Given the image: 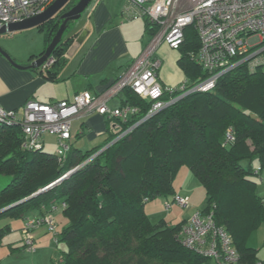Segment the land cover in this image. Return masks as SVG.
Listing matches in <instances>:
<instances>
[{
  "label": "trees",
  "instance_id": "obj_1",
  "mask_svg": "<svg viewBox=\"0 0 264 264\" xmlns=\"http://www.w3.org/2000/svg\"><path fill=\"white\" fill-rule=\"evenodd\" d=\"M77 1L71 0L62 12ZM59 23L56 15L38 27L46 47ZM146 27L154 31L147 23ZM183 35L175 50L177 63L192 87L207 73L192 57L199 48L193 26H186ZM69 41L62 40L53 50L55 62L44 72L46 79L55 80ZM122 94L121 106L135 112L125 122L113 119L118 128L113 126L102 145L83 153L70 146L60 160L42 148L21 149L19 124L0 126V175L10 178L0 190L4 210L0 215L44 216L52 204L64 202L67 224L57 234V243L65 248L57 264H204L206 259L178 243L183 223L171 225L162 219L152 223L144 211L150 200L173 197L174 179L186 168L204 190L203 212L213 210L215 223L228 233L241 262L259 260L258 249L247 242L264 226V197L250 178L264 169V66L251 71L242 63L222 75L213 89L180 97L149 117L154 101L129 88ZM179 95L163 92L159 101ZM228 129L234 141L227 144ZM242 160L248 162L246 167L240 165ZM68 172L55 186L35 195Z\"/></svg>",
  "mask_w": 264,
  "mask_h": 264
},
{
  "label": "built area",
  "instance_id": "obj_2",
  "mask_svg": "<svg viewBox=\"0 0 264 264\" xmlns=\"http://www.w3.org/2000/svg\"><path fill=\"white\" fill-rule=\"evenodd\" d=\"M54 1L0 0V26L7 27L37 16ZM124 13L128 19L143 18L149 28L154 29V35L150 45L107 91L96 98L88 91H82L71 101L50 105L28 101L20 114L0 107V126H21V149H41L43 136L51 134L59 140L58 160L63 159L70 149L67 143L70 140V124L76 116L96 112L107 119L118 118L125 122L135 112L129 106L117 109L107 106V102L124 88L131 89L143 99L147 97L154 101L148 117L176 101H159L163 92L169 95L179 92L180 98L209 90L222 75L242 63H247L251 71L264 66V0H126ZM189 25L196 30L199 39V48L192 57L207 77L192 87L185 83L177 88L163 87L158 80L161 61L153 55L155 48L165 43L170 49L177 50L183 42V30ZM66 56L63 54V57ZM54 62L55 58L51 55L42 64L41 70L46 72ZM224 139L227 144L234 141L231 129L226 131ZM173 203L181 208L189 204L187 197L177 194ZM166 206L168 209L170 204ZM65 207L64 202L55 203L44 216L25 219L21 234L23 246L28 252L36 251L34 231L42 225L54 234L57 243L54 214ZM177 240L185 249L212 264H243L228 233L215 223L212 211L195 212L181 225ZM254 264H264V259Z\"/></svg>",
  "mask_w": 264,
  "mask_h": 264
},
{
  "label": "crops",
  "instance_id": "obj_3",
  "mask_svg": "<svg viewBox=\"0 0 264 264\" xmlns=\"http://www.w3.org/2000/svg\"><path fill=\"white\" fill-rule=\"evenodd\" d=\"M125 5L126 0H92L90 2L81 14L78 20L80 22L72 30L73 33L70 32L63 39V41L70 40L66 49L67 56L64 57V63L55 71L54 81L46 79L44 72L40 69H17L0 54V107L20 114L23 105L28 101L50 105L61 101H71L77 93L82 91H88L95 98L107 91L125 69L150 45L154 35V31L147 29L144 19L126 18ZM82 30L86 32L84 39L72 47L70 36ZM41 35L42 37H39L34 44L24 45L21 53L8 55L19 66L27 67L41 56L46 48L44 34L41 33ZM153 55L161 61L158 80L163 87L176 88L183 83L188 85L187 78L178 66V53L175 50L168 48L165 43H160ZM115 97L107 102V106L111 109L121 106L122 91ZM112 131L111 119L96 112L81 114L71 120L70 140L67 143L71 148L79 149L83 153L102 145ZM46 147L52 148L56 153L59 149L57 136L44 135L42 149ZM253 167L258 168L256 162L253 163ZM182 175L181 183L178 182L175 185L174 179L175 194L188 198L190 210L178 216L177 221H172L174 220L172 211L167 210L165 213L169 214L168 223L171 225L187 222L195 212L203 211L206 207V198L205 202L201 200L200 188L194 185L189 189V184H193V180L188 169ZM256 176L261 182L260 196L264 197V169H261ZM168 204L167 199L164 204L166 209ZM145 206L144 211L149 218H159L162 215L160 207L152 204ZM3 211L0 210V213ZM35 216L39 214L27 212L24 216L18 217L0 215V264H40L43 261L44 264H53L55 260L51 237L44 225L34 231L36 252L24 251L19 233L25 219ZM54 217L58 234L66 226L67 221L62 210L57 211ZM54 244L55 248L61 247L55 241Z\"/></svg>",
  "mask_w": 264,
  "mask_h": 264
},
{
  "label": "rangeland",
  "instance_id": "obj_4",
  "mask_svg": "<svg viewBox=\"0 0 264 264\" xmlns=\"http://www.w3.org/2000/svg\"><path fill=\"white\" fill-rule=\"evenodd\" d=\"M79 22L80 21H76V22L70 23L69 28L64 32L63 39L70 32L73 33L72 30L76 27V24H78ZM41 33H43V32H41L40 28H37V27L26 29V30H23V31H20V32H14V33H8L7 32V33H4V34L0 35V48L2 50H5L6 53L9 54V55H10V53L19 54V53H21V48H23L24 45H26V44H34L39 37H42ZM137 96H139V95H137ZM145 98H146L147 101H149V98H147V97H145ZM120 107H125V106H120ZM113 119H115V118H113ZM113 119H111V120H113ZM128 130H129V128L126 130L127 131L126 133H128ZM43 151L46 152V153H54L52 148L49 149L47 147ZM247 163L248 162L246 160H242L240 162V165L242 167H246ZM185 170H187V169L181 168L179 170V172H178L179 175L177 174L176 178H175V185H177L178 182L181 183V181L183 179V175L182 174H183V172H185ZM190 177H191V180H193V182L191 181L193 184H189V189L194 187V185L198 186L200 188V190H201V195H200L201 200L203 202H205V198L206 197L204 195V191H203L199 181L191 173H190ZM250 178L258 184L257 193L259 195H261V189L259 188L260 185H261V182L259 181V177L256 176V175H252ZM9 182H10V178L8 176L0 175V190L2 188H4ZM167 199H168V202L171 205L170 209H166L164 207V204H165ZM171 202H172V198L171 197H168V198L157 197V198H155L153 200H150L145 205H148V204L151 205L152 204V205H155L157 207H160L162 215L159 218H161L162 220H165L166 222H168L169 218H170L169 214L165 213L167 210H171L172 211V219H174L172 221H177L178 220V216L183 215V213H186V212H188L190 210V208H188L189 206L186 207V208H181V207H179L176 204L171 203ZM159 218H154V219L149 218V220L152 223H157L159 220H161ZM46 230H47V228H46ZM56 233H57V231H56ZM48 234L51 237V245H52V249H53V253H54L53 254V259L56 261V264H57V262H59V256L61 255L60 254V250L61 249L64 250L65 247H64V245L62 243H60L61 247L55 248L54 247L55 246V244H54V237L55 236H54V234L52 232H48ZM19 236H20L21 243L23 244L21 232L19 233ZM34 237H35V234H34ZM247 244H248L249 247L258 249V254H257L258 259H260V260L264 259V226L263 225L260 226L257 230H255L251 234V236L248 239ZM24 251L26 252L27 250L24 248ZM27 254H29V253L27 252ZM40 264H44V261L40 262ZM204 264H212V262L208 260Z\"/></svg>",
  "mask_w": 264,
  "mask_h": 264
},
{
  "label": "water",
  "instance_id": "obj_5",
  "mask_svg": "<svg viewBox=\"0 0 264 264\" xmlns=\"http://www.w3.org/2000/svg\"><path fill=\"white\" fill-rule=\"evenodd\" d=\"M70 1L71 0H55L42 13L38 14L37 16H34L32 18H29V19L24 20V21L19 22V23L10 24L7 27L0 26V35L7 33V32L8 33L20 32V31H23L26 29H30V28H34V27L44 25L47 22H49L53 17H55L56 15H59V22H60L59 27H58L57 31L55 32L54 36L52 37L49 45L46 47L44 53L41 54V56H39L36 60L31 62L27 67L19 66L18 64H16L14 62V60L1 48H0V54L13 67H15L17 69H38L40 66H42V64L46 61V59L51 56L55 47L57 45H59V43L62 41L64 32L69 28L70 23L76 22L80 19L81 14L85 11V9L88 7V5L90 4V2L92 0H78L74 4V6H72L68 11L62 12L64 7ZM85 35H86L85 30H82L78 34L76 33L75 35L72 34L69 38V39H72V43H73L72 47H75L76 45L81 43V41L84 39ZM74 37H75V39H74ZM103 149H105V147ZM103 149H101L97 153L101 152ZM69 174L70 173H68L67 176ZM61 180H58L57 182H53L52 184L46 186L42 190L38 191L35 195H37L41 192H44L46 190H49L50 188L55 186L57 183H59ZM35 195H32L31 197H33Z\"/></svg>",
  "mask_w": 264,
  "mask_h": 264
},
{
  "label": "clouds",
  "instance_id": "obj_6",
  "mask_svg": "<svg viewBox=\"0 0 264 264\" xmlns=\"http://www.w3.org/2000/svg\"><path fill=\"white\" fill-rule=\"evenodd\" d=\"M142 19H143V18H142ZM145 22H146V21H145ZM62 40H63V39H62ZM64 54H66V52H64ZM51 55H52V54H51ZM38 69L41 70V66H40ZM159 69H160V68H159ZM158 72H159V71H158ZM176 88H177V87H176ZM178 97H179V96H178ZM178 97H177V98H178ZM177 98H176V100H177ZM145 99H146V98H145ZM178 99H179V98H178ZM102 149H103V148H102ZM99 151H100V150H99ZM94 155H95V154H94ZM94 155H93L92 157H94ZM90 159H91V158H90ZM68 173H70V172H68ZM68 173H67V174H68ZM67 174L64 175L62 178L66 177ZM62 178H61V179H62ZM61 179H59V180H61ZM57 181H58V180H57ZM57 181H56V182H57ZM174 195H175V194H174ZM174 195H173V197H174ZM173 197H172V202H171V203H173ZM58 203H59V202H58ZM169 204H170V203H169ZM170 206H171V205H170ZM188 206H189V204H188ZM211 211H212V213H213V210H212V209H211ZM197 212H203V211H197ZM208 212H209V211H208ZM259 260H260V259H259ZM257 261H258V260H257Z\"/></svg>",
  "mask_w": 264,
  "mask_h": 264
},
{
  "label": "bare ground",
  "instance_id": "obj_7",
  "mask_svg": "<svg viewBox=\"0 0 264 264\" xmlns=\"http://www.w3.org/2000/svg\"><path fill=\"white\" fill-rule=\"evenodd\" d=\"M195 30V29H194ZM195 32H196V30H195ZM183 40H184V35H183ZM183 43V42H182ZM168 48H170L169 46H168ZM197 53V52H196ZM196 53H195V55H196ZM194 55V56H195ZM216 84V83H215ZM215 84H214V86H215ZM214 86L212 87V88H210L209 90H211V89H213L214 88ZM209 90H206V91H209ZM206 91H197V92H206ZM151 116V115H150ZM149 117V116H148Z\"/></svg>",
  "mask_w": 264,
  "mask_h": 264
}]
</instances>
